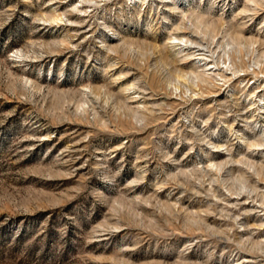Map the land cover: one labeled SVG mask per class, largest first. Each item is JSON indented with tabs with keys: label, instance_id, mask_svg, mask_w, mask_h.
<instances>
[{
	"label": "rangeland",
	"instance_id": "rangeland-1",
	"mask_svg": "<svg viewBox=\"0 0 264 264\" xmlns=\"http://www.w3.org/2000/svg\"><path fill=\"white\" fill-rule=\"evenodd\" d=\"M0 264H264V0H0Z\"/></svg>",
	"mask_w": 264,
	"mask_h": 264
}]
</instances>
